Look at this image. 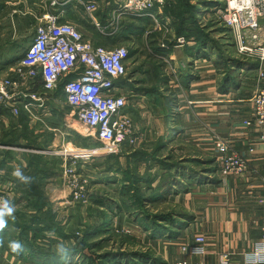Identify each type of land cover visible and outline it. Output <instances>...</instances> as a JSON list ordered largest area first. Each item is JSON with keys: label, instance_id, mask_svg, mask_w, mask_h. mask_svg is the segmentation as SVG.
Instances as JSON below:
<instances>
[{"label": "crops", "instance_id": "1", "mask_svg": "<svg viewBox=\"0 0 264 264\" xmlns=\"http://www.w3.org/2000/svg\"><path fill=\"white\" fill-rule=\"evenodd\" d=\"M52 1L54 0H6V10L0 12V18L7 11H12L14 15L19 12L24 16L29 15L28 20L35 28L34 38L39 20L49 12L58 16L61 22L74 25L83 34L84 38L92 42L93 45L105 48H114L118 44H123L120 42L115 45H107L105 41L108 36L121 31L123 22L128 17L147 16L153 20V25L148 28L143 37V45L146 44L150 52L152 50L147 42L148 36L153 32L161 34L157 38V45L164 50L163 53L156 55L152 52L153 57L141 64L140 70L143 72V76H140L139 80H132L130 76H127L125 83H117V86L132 101L130 105L128 100L126 113L133 120V115L138 120L142 119V127L147 128L146 130L142 129L145 130L141 132L144 138L138 143L137 148L130 150L132 152L141 150L148 154V164L141 163L138 165V172L142 176L152 175L154 178L152 190L164 195L161 201L151 204L148 208L151 212L157 209L154 214L160 211L174 212L176 218L174 227L176 228L173 232L176 231V235L174 237L166 235L151 239L150 233L143 232V229L135 223V219L130 218L127 213H120L113 218L114 228L131 230L140 240V243L145 246V249L152 248L155 257L159 260L158 264L184 262L186 264H221L222 257H227L226 264H245V255L254 250L256 243L262 236L264 221L263 209L260 205V198L264 193V144L259 142L262 131L257 127H247L244 124L246 120L252 118V106L249 100L253 92L260 86L258 73L261 68H264V64L260 63L258 70L255 71L243 70L237 79L238 87L229 93L222 94L220 88L223 75L215 66L218 59L217 51L209 46L203 51L190 50L195 46L194 42H188L184 37H178L168 17L158 19L152 13V10H156L159 15L163 16L166 5L162 8L154 7L142 14L127 12L122 14L116 22L118 11L124 0H57L58 4L51 6ZM89 2H95L98 6L95 12L98 25L86 14L83 4ZM192 3L197 4L194 0ZM201 12V21L206 18L210 19L208 15L212 11L207 12V10H204ZM18 16L20 15L16 17ZM156 21L161 28L157 27ZM97 33L101 36L98 37ZM178 38H184L185 43L179 45L176 42ZM171 43L173 44L170 45ZM9 44L8 42L6 47ZM0 48H2L0 53V77L10 75L11 79L17 80L16 75L10 73V69L17 66L21 56L18 57L16 54H12L10 48L3 46ZM133 61V59L128 60V70ZM153 62H157L162 67L158 77L154 74ZM167 70H171L172 73ZM217 73L221 76L218 87L215 84V74ZM252 73H254L255 79L250 78L252 82H245L244 75L248 76ZM187 76H192V79L185 83L184 80ZM166 78L168 81L165 80ZM173 83L174 87L171 86ZM154 87L158 89L157 93L152 92ZM171 87L174 90H171ZM165 90L172 93L174 98L172 96L168 98L169 95L165 93ZM157 98L159 99L158 106L156 104ZM178 98L184 99L182 103L187 99L188 104L191 106H179L176 119L173 118L170 121L172 111H175L172 104L175 103L174 100L177 102ZM63 99L65 100L64 97ZM146 99L154 105L151 108L162 115L163 121L156 122V120H152L150 112L143 113L139 110L142 108L139 102L142 103ZM164 99L167 104L174 99L171 102V108L164 103ZM189 99H194V101ZM50 100L51 98L47 102L46 111H37L40 118L32 119L30 117V128L36 129L37 134L45 133L46 129L47 132H54L51 142L54 147H58L60 144L63 146L73 145L67 138L70 136L67 126L52 128L47 124V119L52 117L53 111ZM70 116L72 117V115ZM181 119L183 120L182 124ZM0 121L6 126L9 125L6 117H3ZM155 123H158L157 126H155ZM72 127L74 126L72 125ZM188 127H190L189 130ZM68 128L71 127L68 126ZM184 129L185 134L187 135V132L190 131L192 137L180 141L176 140L175 138L183 133ZM194 135L196 136L193 137ZM217 138L228 141L233 151L246 157L248 167L244 174L227 177L220 174L219 155L216 150ZM40 140H42V137ZM51 145L48 148H51ZM156 146L162 147V151L158 155L160 160H166L168 163L177 161L180 163L182 171L179 168L166 170L159 164L154 163L151 156ZM172 147H179L181 154H178L179 150H173ZM0 148L2 150L4 147ZM188 148L193 149V155L187 153L189 152ZM250 148H254V154L249 153ZM128 150V146L124 145L123 150L116 154L120 155L123 165L127 163V154L131 153L130 151L125 154ZM37 151L30 150V153H38ZM47 154H50V152ZM170 157L171 159L167 160ZM191 160H196L200 165L192 163ZM22 162L26 166V162ZM15 166L17 168V165ZM133 167H135V164H133ZM214 167L217 168L216 172H208ZM169 173L174 177L168 178ZM192 177L195 178L193 183L191 182ZM120 178V175H118V180ZM53 181L55 179L49 180L46 186L48 199L54 210H57L58 220L64 224L66 230H70L71 225L75 228L76 219L72 218V213L66 210V205L72 204L68 203L69 192L63 189V186L59 188L51 187ZM113 183L110 185V187H113L110 195L114 197L115 201L119 202L118 188L122 183L120 181L118 185H115V182ZM6 186L7 184L3 185L0 194ZM107 194L109 193L102 190V196ZM89 207L81 206V214H78V217L80 215L83 217L82 228L97 220L96 217L88 216ZM184 215L190 216L191 220L187 221V217H184ZM181 224H185V227L179 230ZM198 235H203L206 238L204 253L183 252L182 246L193 247L195 238Z\"/></svg>", "mask_w": 264, "mask_h": 264}, {"label": "trees", "instance_id": "2", "mask_svg": "<svg viewBox=\"0 0 264 264\" xmlns=\"http://www.w3.org/2000/svg\"><path fill=\"white\" fill-rule=\"evenodd\" d=\"M192 1L169 0L167 6L164 7L163 16L159 15L156 10H152V13L158 19L168 17L178 37H184L188 42H194L195 46L190 50L203 51L209 46L217 51L218 59L215 66L220 71V74L223 75L220 92L222 94L229 93L238 87L237 79L241 72L243 70H258L260 62L244 61L238 56L231 30L225 28L223 31L221 28H215L214 20L203 26L201 23L202 9L213 11V9L219 8L217 2L199 1L197 4H193ZM5 2L6 0H0V12L6 10ZM151 25H153V20L147 16L139 18L128 17L124 20L121 31L108 36L105 44L115 45L121 42L128 45L126 47L129 50V59H133L143 45V37ZM216 33L221 35V37H227L225 38L227 40L226 44L219 45L216 42L214 36ZM97 36L100 37L101 35L97 33ZM160 36V33L153 32L147 39L150 49L156 55H160L164 51L157 45V38ZM161 69L162 67L157 62H153V70L156 77L160 75ZM69 79L71 77L66 79L65 82ZM191 79L192 76H187L184 81L188 83ZM125 80L122 79L117 83L124 84ZM165 80L168 81L167 78ZM39 82L38 87L40 88L42 86L41 79H39ZM157 90L154 87L152 92L157 93ZM57 94L65 98L63 83L60 85ZM171 102L169 101L167 104L169 108H171ZM156 104L157 106L159 104L158 98L156 99ZM68 108L67 111H71L69 106ZM3 117L8 119L9 125L6 126L0 121V146L9 147V149L0 150V192L3 185L12 182L15 185L16 196L10 201L15 211L12 216L5 217L7 226L0 230V240L3 241L0 244L1 259L7 253V258H14L16 262L21 261L28 264H77L78 260L83 262L82 264L159 263L152 251L127 252L124 250L126 245H130L129 238L117 234L113 229V218L120 213H127L130 218L133 217L135 219V223L145 232L150 233L151 239L166 235L174 237L176 235V231L173 232L176 228L174 227L176 223L174 212L154 214L148 208L151 204L161 201L164 195L152 190L151 187L154 182L152 175L146 174L142 176L138 172V165L141 163L148 164L149 162V156L146 152L141 150L132 152L128 147L129 150L125 154L130 151L131 153L126 156L127 163L125 168L121 165L120 155H109L110 164H108L105 171L112 174L111 179L116 183L115 185H118L119 181L122 183L118 188L120 201H115L111 195L100 196L101 193L94 192L92 196L90 195L91 207H89L88 216L96 217L97 220L82 228L84 221L80 215L76 218L75 228L66 230L64 224L58 220L57 213L54 211L45 190L49 180L59 177L63 160L45 154L22 152V157L26 162V166H24L14 150V148L47 150L52 142L53 133L45 130V133L37 134L36 129H31L30 115L23 105L20 106L18 117H14L9 109L0 106V120ZM62 117H64V114L58 113L53 107L52 117L47 119V124L52 128H59L61 127L60 120ZM75 135L77 140H72L69 136L71 142L81 143L84 147L90 146L85 137L77 132H75ZM41 137L42 140H40ZM94 146H98L97 143ZM161 151L162 147H155L151 156L154 163L159 164L166 170L179 168L182 171L179 162L168 163L166 160H160L158 155ZM169 159L171 157L167 160ZM191 162L198 164L196 160H191ZM133 164H135V167H133ZM15 165L22 170L24 175L32 178L30 183L25 184L12 175L16 169ZM216 169L214 167L208 172H216ZM118 175L121 177L119 180ZM169 177L173 178L174 175L172 176L169 173ZM191 179L193 183L195 178L192 177ZM78 206L81 208L80 205ZM184 217H187V221L191 220L190 216L184 215ZM184 227L185 224H181L179 230ZM111 240L119 241L120 250L106 251L112 246ZM10 241H19L23 250L18 254L12 252L9 248ZM60 243H63L67 249V253L64 256H61L56 250V246ZM86 250L90 251L92 255L86 254ZM101 251L102 253H99Z\"/></svg>", "mask_w": 264, "mask_h": 264}, {"label": "built area", "instance_id": "3", "mask_svg": "<svg viewBox=\"0 0 264 264\" xmlns=\"http://www.w3.org/2000/svg\"><path fill=\"white\" fill-rule=\"evenodd\" d=\"M224 1L227 2V6L222 13L226 24L238 32L240 39L244 40V36L249 34L251 37L253 34L254 40L259 39L264 43V0ZM57 4V0H54L51 6ZM83 5L86 14L98 25L95 17L97 4L89 2ZM163 5L165 0H124L116 22L127 12L142 14ZM156 24L161 28L157 21ZM176 42L183 45L185 39L178 38ZM245 45L241 43L240 52L247 56H255L264 64V45L259 44L255 47ZM128 60L127 47L95 46L86 40L74 25L63 23L58 16L48 12L39 20L34 38L22 59L15 68L10 69V73H14L17 80L11 79L10 75L0 77V106L18 116L19 105H23L30 117L38 119L37 111L47 110L50 98L48 94L55 92L63 83L65 103L71 108L73 116L102 144V148L94 151L65 150L60 153L65 161L68 160L70 152L78 153L71 155L74 159H89L119 154L124 145L135 149L144 137L134 120L126 113L128 98L117 86L118 81L127 78ZM70 77L71 79L65 82ZM39 79L42 86L37 89ZM258 80L261 82L260 86L249 100L252 118L246 120L244 124L247 127L259 128L262 131L259 142L264 144V68L259 70ZM22 87L26 90L22 91ZM216 150L219 155V172L223 177L242 175L246 172L248 160L242 154L233 151L228 141L217 138ZM249 153L254 154V148H250ZM68 165L65 164L66 171L62 175L67 179L70 196H73L75 201L83 200L87 203L88 192L85 191L87 183L80 182L74 170ZM11 194L12 185L9 184L0 194V199L9 201ZM260 205L264 214V193L260 198ZM261 241H264V221L262 236L258 242ZM205 244L206 238L198 235L193 247L184 245L181 249L183 252L201 254L205 251Z\"/></svg>", "mask_w": 264, "mask_h": 264}, {"label": "rangeland", "instance_id": "4", "mask_svg": "<svg viewBox=\"0 0 264 264\" xmlns=\"http://www.w3.org/2000/svg\"><path fill=\"white\" fill-rule=\"evenodd\" d=\"M204 2V1H212V2H217L219 4V8L213 9V11L211 13H209V18L206 19H202L203 21V25L208 24L209 22H213L211 20H214V23L216 24L215 28H221V30H225L229 29L232 32V37H233V41L235 42L236 45V51L239 57H241L244 61H259L260 63L261 60L255 56H247L244 55L243 53L240 52V48H241V43H243L245 46H249V47H255L256 45L262 44L264 45V43L262 42V40H254L253 39V34L250 35L248 34L247 36H244V40H241L240 37L238 36V32L235 31L234 29H232L231 27H229L226 24V21L224 19L225 16H223V9L225 8V6H227V2L220 1V0H196L195 2ZM169 3V0H165V5L167 6V4ZM163 5V6H165ZM162 6V7H163ZM161 7V8H162ZM12 9V8H11ZM215 10V11H214ZM204 11V10H202ZM208 12V11H207ZM210 12V11H209ZM14 13L12 11H7L5 13V15L0 18V47H5V48H10V51L12 54H16L18 57L19 56H23L25 54L24 50L27 49L29 47V45L32 42L33 39V33H34V26L31 25V21L28 20V16H24L21 14V12H19L18 14L14 15ZM17 15H20L18 17H16ZM13 16V19H12ZM88 21V19H86ZM201 21V22H202ZM216 42L219 45H224L226 44L227 40L225 37H221V35H218V33L214 34ZM245 37H247L245 39ZM246 40V43H244ZM8 42L10 43L8 47H6V45L8 44ZM128 46L125 44H118L117 46ZM2 52V48H0V53ZM153 57L152 56V52H150L146 46V44H144L143 46H141L139 48V52L135 55V57L133 58V64L129 67L128 70V77L130 76L132 78V80H139V77L143 76V72L140 70L141 64H143V62H146L148 60H150V58ZM264 63V62H263ZM147 66H149V64H147ZM166 68V67H165ZM168 68V67H167ZM164 70V68H163ZM169 72L172 73L171 70H167ZM254 73H252L251 75H244V81L245 82H252L250 78H253V80L255 79V77L253 76ZM174 78V76H172ZM215 84L216 87H218V82L219 80H221V76L217 73L215 74ZM218 78V79H217ZM175 79V78H174ZM223 80V78H222ZM38 84L40 83L39 81L37 82ZM253 85V84H252ZM251 85V86H252ZM171 86L174 87V83L171 84ZM171 87V90H174V88ZM37 89H39V87H37ZM22 91H25L26 88L22 87L21 88ZM176 90V88H175ZM59 91V88L53 92V93H49V97L51 98V105L55 108V110L60 113V114H64V117L61 118L60 123H61V127H63L64 125L67 126L68 132L70 134V138L72 140H77L75 132L79 133L81 136L85 137L87 139V142L90 146L88 147H84L81 143H73V145H67V146H63L62 144H60L58 147H54L53 145H51V148H48L47 151L50 152V154H47L49 152L44 151H40L38 150L37 154H45V155H49V156H54V157H58L61 158L63 160V164H62V170L60 171V175L58 178L55 179V181H53V185L51 187H55V188H59L60 186H63V189L67 190V192H69V197L68 198V203H72V204H68L66 205L67 209L70 213H72V218L76 219L78 214H81V208H79V204L80 207L81 206H90L91 207V203H90V195L92 196V194H94V192H99L101 193L102 190L104 192H108L110 195L112 193V188L110 187L111 183L114 184L111 181V176L106 170V168L108 167V164H110V161L108 160L109 155L108 156H104V157H93V158H78V159H74V156L71 155H76L78 154L77 152H70L69 153V157L68 160L65 161L64 156L61 155H55V154H60L62 152H64L65 150L67 151H76V150H87V151H94L97 149L102 148V144L97 141L95 139V137L91 136L90 132L81 124L78 122V120L73 116L72 114V110L71 111H67L69 108L65 103V100L60 97L57 93ZM165 93L169 95L168 98H170L173 95L170 92H167L165 90ZM19 101L22 99H18ZM129 103L130 105L132 104V101L130 99ZM174 99H172L173 101ZM178 101L176 102V100H174L175 103L172 104L173 109L175 108V111H172L173 113L170 116V121L173 120V118L176 117V113L179 112L177 109L180 106L183 105H189L188 104V100L186 99V101H183L184 103H182V100L184 99H177ZM190 101H194V99H189ZM164 103H166V100L164 99ZM139 104L142 106L141 109H139L140 111L144 112H150L152 114V120H156V122H160L163 121V117L161 114H159L156 110H154L153 107L154 105L152 103H149V101L146 99L145 101H143L142 103L139 102ZM153 105V106H152ZM21 106V105H19ZM191 106V105H189ZM194 106V105H192ZM69 115V116H68ZM72 115V117L70 116ZM132 115V114H131ZM67 116V117H66ZM134 118V122L136 123L137 126H139V130H140V134H142L141 132L145 131L147 128L146 127H142L143 126V120L141 119H137L135 117V115L132 116ZM65 118V119H64ZM33 119V118H32ZM176 119V118H175ZM179 121V120H178ZM181 124L183 122V120H180ZM173 124V122H171ZM158 124V123H157ZM157 124L155 123V126H157ZM72 125L74 127H72ZM68 126H70L71 128L69 129ZM59 127V128H61ZM145 130H142V129ZM157 128V127H155ZM181 128V127H180ZM190 127H188L189 130ZM47 130V129H46ZM187 130V129H186ZM54 134V132H53ZM57 134V133H56ZM196 135H194L193 137H195ZM191 132H187V135L185 134V129L184 132L181 133L180 135H178L175 139L176 140H182V139H188L191 138ZM69 138V137H67ZM97 143L98 146H94V144ZM3 147V146H0ZM173 150H179L178 154H181L180 152V148L179 147H172ZM1 149V148H0ZM5 149H9V147H4L2 148V150ZM70 149V150H68ZM189 152H187L190 155H193V149L192 148H188ZM14 150L17 152V157L20 161H24L23 157H22V151L25 152H30L33 151L32 149H15ZM116 155V154H115ZM73 157V158H72ZM121 162V161H120ZM75 163V165L73 164ZM65 164H69L68 167L72 168V170H74V174L77 176V178H79L78 180H80V182H84L86 181L87 184H85V191L88 192V197H87V203H84L83 200H79V201H75L73 196H70V187L67 184V179L65 178V176H63L62 174L64 173V171H66V169H64ZM126 163H124L125 165ZM122 167H126V165H123V162H121ZM111 183H110V182ZM8 184H12V193L10 200H13L14 197L16 196V192H15V185L12 182H8ZM46 190V189H45ZM111 191V192H110ZM46 195L48 197V192L46 191ZM102 196V195H100ZM157 209H154L152 213H154ZM55 211V210H54ZM162 212V211H160ZM57 213V210H56ZM157 213V212H156ZM63 218V217H60ZM67 218V217H65ZM77 228V227H76ZM73 229V225H71L70 230ZM113 229L115 230V232L121 236H126L129 238V243L130 245H126L124 247V250H126L127 252H132V251H143V252H147V251H152L151 249H145L144 245L142 243H140V240L137 238V236L135 234L132 233L131 230H118L116 228H114V224H113ZM144 232V230H142ZM128 240V239H127ZM111 245L106 251H118L120 250L119 248V241H115V240H111ZM86 254H88L89 256L92 255V253H90V251L86 250L85 251ZM105 252V251H103ZM99 253H102L99 252ZM7 253L4 254V258L1 259L0 258V264H28V263H22L20 262H16V259L14 258H7ZM79 264H82L83 262L79 261ZM77 262V264H78Z\"/></svg>", "mask_w": 264, "mask_h": 264}, {"label": "clouds", "instance_id": "5", "mask_svg": "<svg viewBox=\"0 0 264 264\" xmlns=\"http://www.w3.org/2000/svg\"><path fill=\"white\" fill-rule=\"evenodd\" d=\"M12 175L17 178L19 181L28 184L31 182L32 178L30 176L24 175L22 170L17 167ZM15 211L14 206L8 201L7 199H0V230H3L7 226V221L5 219L6 216H12ZM3 241L0 240V244H2ZM9 248L14 253H19L23 250L22 245L19 241H10L9 242ZM57 252L64 256L67 253L66 247L63 245V243H60L56 246ZM202 252V250H195ZM221 264H226V258H221ZM245 264H264V241L258 242L255 245L254 250L251 253H247L245 255Z\"/></svg>", "mask_w": 264, "mask_h": 264}]
</instances>
